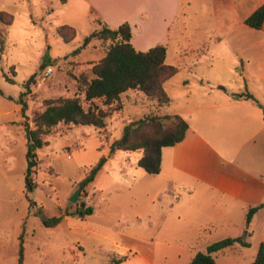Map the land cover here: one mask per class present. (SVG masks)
Returning a JSON list of instances; mask_svg holds the SVG:
<instances>
[{
  "label": "rangeland",
  "instance_id": "rangeland-1",
  "mask_svg": "<svg viewBox=\"0 0 264 264\" xmlns=\"http://www.w3.org/2000/svg\"><path fill=\"white\" fill-rule=\"evenodd\" d=\"M176 2L167 61L178 72L163 84L169 105L158 106L139 92L127 91L120 98L119 118L108 116L101 131L91 125L57 124L45 136L47 145L37 149L38 165L32 173L37 187L27 193L19 93L26 92L30 126L33 113L44 109L47 99L78 96L85 109L89 104L105 108L101 99L85 101L75 78L89 73L109 41L93 38L74 52L100 27L85 0H0V10L13 18L0 61V264H17L22 231V264H105L113 258L120 259L118 264H148L140 254L153 264H189L196 251L229 233L244 238L246 208L231 206V201L209 193L210 186L196 179V173L215 160L213 156L197 154L190 168L175 169L165 153L161 170L149 174L137 165L141 150L109 154V143L121 136V119H129L127 123L148 113L193 112L190 126L204 134L209 129L216 145H221L224 119L215 107L234 98L233 93L249 92L239 77L250 29L239 23L258 5L255 0ZM62 24L75 28L68 42L56 33ZM46 66L53 68L48 76ZM32 74L34 80L25 89L23 83ZM101 155L106 157L103 167L81 188L76 201H70L85 171ZM81 203L93 212L84 218L64 216L55 227L44 226L34 214L39 206L51 216ZM120 250L125 256L117 255ZM248 252L228 248L213 258L216 264H243Z\"/></svg>",
  "mask_w": 264,
  "mask_h": 264
},
{
  "label": "trees",
  "instance_id": "trees-1",
  "mask_svg": "<svg viewBox=\"0 0 264 264\" xmlns=\"http://www.w3.org/2000/svg\"><path fill=\"white\" fill-rule=\"evenodd\" d=\"M59 1L65 3L67 0ZM12 20L10 13L0 10V61L5 48L7 28L12 24ZM263 21L264 5L257 7L244 19L247 26L255 29H259ZM98 24H100L99 29L90 32L84 38L83 44L74 52L85 47L93 38L102 41L108 40V47L104 55L91 64L89 73L81 72L75 80L85 101L92 102L94 99H101L105 108L89 104L85 109L78 96L47 99L44 101V109L33 113L32 126H30L25 113L27 103L23 98L26 92L21 91L17 97L16 101L20 106L19 113L23 118V130L26 137L24 181L27 193L37 187V184L32 180V173L38 165L37 149L47 145L45 136L49 135L51 129L57 124L91 125L101 131L107 125L106 118L112 112L121 109L120 98L127 91L139 92L145 99L155 101L158 106H165L170 103V98L165 93L163 84L178 72V67L165 63L166 46L156 44L148 50L139 51L131 43L132 34L128 22L121 23L116 29H111L106 24H101L100 21ZM56 33L68 42L74 38L76 31L73 26L62 24L56 28ZM5 78L7 81L11 80L6 76ZM33 80L34 74L24 81L23 87L29 89ZM219 87L223 88V86ZM233 95L255 100L249 92L233 93ZM113 104L116 107L109 109ZM144 128H149L147 134H142ZM186 129L187 122L179 114H143L124 124L121 136L109 143V154H114L118 150H141L142 154L137 160V165L149 174H156L160 171L161 149L179 142ZM105 162L106 157L101 155L97 162L85 171L84 177L78 182L79 187L83 189L92 182ZM28 200L30 206L35 205L33 200L30 198ZM263 205L264 203H261L247 209L246 226L255 211ZM92 212L91 206H85L81 203L71 211L51 216L43 210L42 206H39L34 214L39 217L44 226L55 227L64 216L84 218ZM23 236L22 231L19 235L17 264H22L23 261ZM236 243L241 246H249V242L242 237H225L209 244L205 251H197L189 264H216L211 253ZM119 262L120 259L113 258L105 264H118ZM248 264H264V245L262 242L258 244L254 260Z\"/></svg>",
  "mask_w": 264,
  "mask_h": 264
},
{
  "label": "crops",
  "instance_id": "crops-1",
  "mask_svg": "<svg viewBox=\"0 0 264 264\" xmlns=\"http://www.w3.org/2000/svg\"><path fill=\"white\" fill-rule=\"evenodd\" d=\"M85 1L97 23L100 21L101 24L116 29L121 23L128 22L131 27V43L135 49L145 51L156 44L166 45L165 63L172 64L171 61H167V43L170 27L178 12L177 0ZM255 2L264 5V0H255ZM258 5L251 8L244 19ZM244 19L239 24L247 26ZM249 29L247 34L250 38L246 41L245 61L242 62L239 78L245 82L248 91L257 102L244 97H234L215 107L217 110L215 112H222L221 118L224 119L223 141L218 146L215 136L209 129L204 134L200 128L190 126V120L194 118L193 112L179 113L187 122V129L179 142L161 149L160 163L161 170L166 153L175 169L181 167L186 169L187 166L191 167L197 154L213 156L215 160L210 166H205V171L199 170L196 179L210 186L207 187L209 193L220 194L224 200L231 201V206H239L243 210L264 203V21L259 29L251 27ZM122 109L112 112L111 116L119 118L118 113ZM121 120L124 126L125 121L129 119ZM192 172L194 173L195 170ZM189 192L191 193L192 190ZM209 222H212L211 219ZM243 227L244 223L241 225V228ZM247 230L244 232V238L249 242V246L236 243L212 252L211 255L228 248H238L240 251L247 249L250 251L248 261L243 264L252 262L258 244L262 242L264 245V205L252 215ZM225 237H237V235L229 233ZM123 248L130 250L127 245ZM117 255L125 256L123 250ZM140 256L146 263L153 264L149 258L142 254Z\"/></svg>",
  "mask_w": 264,
  "mask_h": 264
},
{
  "label": "water",
  "instance_id": "water-1",
  "mask_svg": "<svg viewBox=\"0 0 264 264\" xmlns=\"http://www.w3.org/2000/svg\"><path fill=\"white\" fill-rule=\"evenodd\" d=\"M81 190V187H77L75 191L73 192L72 196L70 197V201L75 202L77 199V196L79 195V192Z\"/></svg>",
  "mask_w": 264,
  "mask_h": 264
},
{
  "label": "built area",
  "instance_id": "built-area-1",
  "mask_svg": "<svg viewBox=\"0 0 264 264\" xmlns=\"http://www.w3.org/2000/svg\"><path fill=\"white\" fill-rule=\"evenodd\" d=\"M51 73H53V68L51 66H46L45 69H44V75L48 76Z\"/></svg>",
  "mask_w": 264,
  "mask_h": 264
}]
</instances>
